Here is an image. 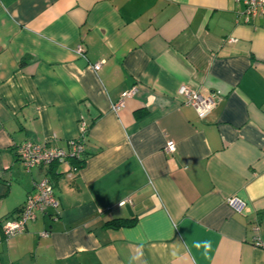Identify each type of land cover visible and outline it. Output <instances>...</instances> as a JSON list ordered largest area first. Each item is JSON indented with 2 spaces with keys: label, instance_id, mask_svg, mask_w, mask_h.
<instances>
[{
  "label": "crops",
  "instance_id": "1",
  "mask_svg": "<svg viewBox=\"0 0 264 264\" xmlns=\"http://www.w3.org/2000/svg\"><path fill=\"white\" fill-rule=\"evenodd\" d=\"M242 7L0 0V264H264V16L238 23ZM183 84L219 92L204 118ZM25 140H80L84 160L26 170ZM43 176L57 207L5 239L3 219ZM205 240L207 253L193 246Z\"/></svg>",
  "mask_w": 264,
  "mask_h": 264
},
{
  "label": "built area",
  "instance_id": "2",
  "mask_svg": "<svg viewBox=\"0 0 264 264\" xmlns=\"http://www.w3.org/2000/svg\"><path fill=\"white\" fill-rule=\"evenodd\" d=\"M242 2L243 7L238 11L236 22H249L258 16H264V0H235ZM233 38H229V41ZM78 53H83L82 44L76 47ZM95 70L101 68V61L93 64ZM136 92V87L123 90L120 98L113 104L114 110H119L125 104V99ZM183 102L193 106L199 118H204L212 109L219 98V92H203L188 85H180L177 89ZM176 148L174 140L168 139L163 151L173 153ZM84 145L80 140H69L65 146L57 145L52 142H37L25 140L16 146V154L19 162L26 170L32 168H40L53 163H67L70 170L79 167L77 159L82 155ZM227 203L236 211H243L245 207L244 201L236 196L231 195L227 198ZM58 205L57 197L54 194L53 184L48 176H43L34 181L33 190L28 192L25 200L17 213L12 217L4 218L1 223L2 233L5 239L22 233L26 229L28 220L35 217L37 209L44 210L46 208L55 209ZM255 243L264 248V240L255 239Z\"/></svg>",
  "mask_w": 264,
  "mask_h": 264
},
{
  "label": "trees",
  "instance_id": "3",
  "mask_svg": "<svg viewBox=\"0 0 264 264\" xmlns=\"http://www.w3.org/2000/svg\"><path fill=\"white\" fill-rule=\"evenodd\" d=\"M84 152L82 155L77 159V164L81 165L84 160ZM54 164V163H53ZM135 221V218H112L106 221L108 226L117 227L120 225H130Z\"/></svg>",
  "mask_w": 264,
  "mask_h": 264
},
{
  "label": "clouds",
  "instance_id": "4",
  "mask_svg": "<svg viewBox=\"0 0 264 264\" xmlns=\"http://www.w3.org/2000/svg\"><path fill=\"white\" fill-rule=\"evenodd\" d=\"M194 247L197 249L203 248L205 253L211 250V241L210 240H205L202 242H194Z\"/></svg>",
  "mask_w": 264,
  "mask_h": 264
}]
</instances>
